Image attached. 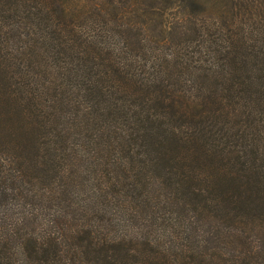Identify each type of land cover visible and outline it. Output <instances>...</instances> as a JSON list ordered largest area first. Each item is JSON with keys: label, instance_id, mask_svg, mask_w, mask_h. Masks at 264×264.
<instances>
[{"label": "trees", "instance_id": "1", "mask_svg": "<svg viewBox=\"0 0 264 264\" xmlns=\"http://www.w3.org/2000/svg\"><path fill=\"white\" fill-rule=\"evenodd\" d=\"M0 264H264V0H0Z\"/></svg>", "mask_w": 264, "mask_h": 264}]
</instances>
